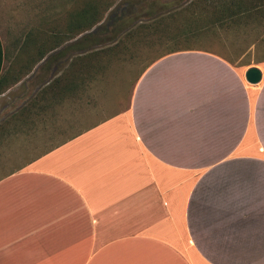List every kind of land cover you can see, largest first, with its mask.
Segmentation results:
<instances>
[{"label": "crops", "instance_id": "1", "mask_svg": "<svg viewBox=\"0 0 264 264\" xmlns=\"http://www.w3.org/2000/svg\"><path fill=\"white\" fill-rule=\"evenodd\" d=\"M6 36L0 13V78L57 71L41 32ZM0 264H264V58L167 55L126 109L1 178Z\"/></svg>", "mask_w": 264, "mask_h": 264}, {"label": "rangeland", "instance_id": "2", "mask_svg": "<svg viewBox=\"0 0 264 264\" xmlns=\"http://www.w3.org/2000/svg\"><path fill=\"white\" fill-rule=\"evenodd\" d=\"M228 1L2 0L10 43L22 45L29 35L37 43L33 36L41 32V48L44 41L58 68L30 78L33 70L21 62L8 70L0 94V179L126 109L142 73L171 52L207 50L258 63L264 58L262 12L222 24ZM95 5L101 22L92 29L93 13L81 15ZM89 34V42L76 44ZM253 43L259 49L245 55Z\"/></svg>", "mask_w": 264, "mask_h": 264}, {"label": "trees", "instance_id": "3", "mask_svg": "<svg viewBox=\"0 0 264 264\" xmlns=\"http://www.w3.org/2000/svg\"><path fill=\"white\" fill-rule=\"evenodd\" d=\"M221 7H223L225 14L227 13V15L224 18L219 20V22H221L222 24L226 22H232L233 20L238 19L240 17L248 18L249 16L252 15L253 12H259V13L262 12L260 19L262 20L264 18V0H229L228 3L223 4ZM89 13H93V15L95 16V19L92 22L93 23L92 29H93L101 22V19L98 18V14H99L98 5L92 6L89 9L85 10L84 14H82L81 17L84 18ZM89 35L90 36H83L80 40H78L76 44L80 46L81 44H83V42H89L90 38L93 37L94 34L93 35L89 34ZM253 45H257V44L253 43ZM183 51H188V50H177L169 53L168 55ZM5 82H6L5 77L0 78V94L3 93L2 88Z\"/></svg>", "mask_w": 264, "mask_h": 264}, {"label": "water", "instance_id": "4", "mask_svg": "<svg viewBox=\"0 0 264 264\" xmlns=\"http://www.w3.org/2000/svg\"><path fill=\"white\" fill-rule=\"evenodd\" d=\"M263 78L262 71L257 67H252L246 74L247 81L252 85H258Z\"/></svg>", "mask_w": 264, "mask_h": 264}]
</instances>
